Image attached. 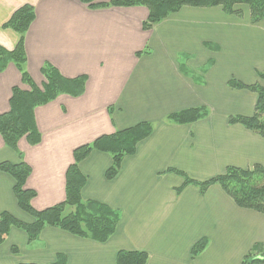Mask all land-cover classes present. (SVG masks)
<instances>
[{"label": "crops", "instance_id": "crops-1", "mask_svg": "<svg viewBox=\"0 0 264 264\" xmlns=\"http://www.w3.org/2000/svg\"><path fill=\"white\" fill-rule=\"evenodd\" d=\"M25 4L36 14L25 33L26 69L34 83L46 82L41 71L46 63L66 78L87 76L81 96L61 94L35 108L38 144L23 137L15 150L0 134V163L25 161L32 168L25 188L36 192L31 201L36 210L66 200L76 148L141 122H151L154 130L124 158L112 180L106 178L113 164L108 152L93 150L79 164L87 177L83 199L121 214L108 241L46 226L30 242L25 230L12 227L0 245V264H53L58 254L66 255L67 264H117L120 250L148 252L147 264H242L256 244L264 249V214L239 207L217 184L205 193L194 184L178 192L185 178L168 171L176 168L204 181L229 166H264V138L229 122L230 116L255 111L257 93L229 81L264 84L259 77L264 20L252 22L246 5L237 7L241 15L222 6H184L145 30V6L91 9L80 0H0V45L9 50L20 35L4 24ZM15 86L31 89L10 63L0 72V114L10 111ZM194 107L207 108V117L186 124L167 119ZM15 185L12 175L0 170V213L31 223ZM202 238L208 246L192 258L191 249Z\"/></svg>", "mask_w": 264, "mask_h": 264}, {"label": "trees", "instance_id": "trees-1", "mask_svg": "<svg viewBox=\"0 0 264 264\" xmlns=\"http://www.w3.org/2000/svg\"><path fill=\"white\" fill-rule=\"evenodd\" d=\"M91 9H105L109 7L145 6L149 10V17L144 22V29L150 30L156 24L166 19L170 14L179 11L184 6L215 7L222 6L229 14H242L238 6L246 5L250 8L252 22L264 20V0H80ZM35 7L25 4L17 9L11 19L4 24V28L15 30L20 39L13 50L0 45V72L6 70L10 63H14L22 74L24 83L30 90H23L19 86L13 88L11 109L0 114V134L7 146L18 150V142L26 137L32 145L41 141V134L35 120V108L55 100L61 94L74 97L81 96L85 91L87 76L66 78L51 64L42 67L46 82L42 87L34 83L26 69L27 55L25 51V33L35 20ZM143 52H139L141 56ZM148 53V51H144ZM264 81V73H259ZM229 84L233 88L250 89L257 93L258 99L255 111L250 116H230L231 124H241L252 132L264 138V84H245L237 79H231ZM205 107H194L170 114L167 119L177 124L196 122L207 117ZM154 125L151 122H141L126 129L104 135L92 143L82 145L74 150L75 162L67 170L66 200L44 210H36L32 199L36 196L34 190L26 189L25 184L32 173L31 166L22 161L20 163L2 162L0 170L9 173L16 181L14 191L18 204L22 210L30 214L34 221L24 222L12 213H0V245L8 238L12 227H19L28 234L29 241L39 238L46 226H55L74 235L90 238L98 242H106L116 232L120 212L109 205L96 200H84L82 188L87 183V177L80 170V162L93 150L108 152L112 155L113 164L106 172V178L114 179L122 166L126 156L136 152L140 141L152 134ZM185 178L184 184L178 187V192L185 186L194 184L205 193L212 185H219L241 208L250 209L264 214V166L255 164L249 168L229 166L222 174L200 181L189 177L185 172L176 168H169ZM209 240L202 238L191 249L192 258H196L208 246ZM14 254H19V248L14 246ZM149 254L143 250H120L117 253V264H147ZM35 264V263H20ZM53 264H67L65 254H58ZM242 264H264L263 244H256L243 258Z\"/></svg>", "mask_w": 264, "mask_h": 264}, {"label": "rangeland", "instance_id": "rangeland-1", "mask_svg": "<svg viewBox=\"0 0 264 264\" xmlns=\"http://www.w3.org/2000/svg\"><path fill=\"white\" fill-rule=\"evenodd\" d=\"M109 8H110V7H109ZM105 9H107V8H105ZM249 9H250V8H249ZM181 60L184 61V57H181ZM185 61H186V60H185ZM185 61H184V62H185ZM263 251H264V249H263Z\"/></svg>", "mask_w": 264, "mask_h": 264}]
</instances>
